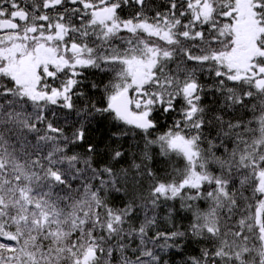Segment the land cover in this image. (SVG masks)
Instances as JSON below:
<instances>
[{"label":"snow or ice","instance_id":"snow-or-ice-1","mask_svg":"<svg viewBox=\"0 0 264 264\" xmlns=\"http://www.w3.org/2000/svg\"><path fill=\"white\" fill-rule=\"evenodd\" d=\"M0 264H264V0H0Z\"/></svg>","mask_w":264,"mask_h":264},{"label":"trees","instance_id":"trees-1","mask_svg":"<svg viewBox=\"0 0 264 264\" xmlns=\"http://www.w3.org/2000/svg\"><path fill=\"white\" fill-rule=\"evenodd\" d=\"M104 132H105V130H104V128L102 127V128L100 129L99 132L95 133V135H97V136H101V135L104 134Z\"/></svg>","mask_w":264,"mask_h":264}]
</instances>
